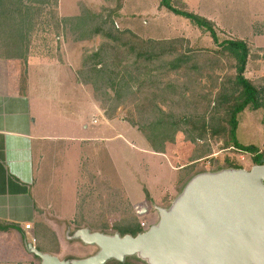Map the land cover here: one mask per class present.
<instances>
[{"label":"rangeland","instance_id":"obj_1","mask_svg":"<svg viewBox=\"0 0 264 264\" xmlns=\"http://www.w3.org/2000/svg\"><path fill=\"white\" fill-rule=\"evenodd\" d=\"M157 1L156 4L158 3ZM75 2L74 0H63L61 12L64 15L70 14L73 5L76 10L77 5ZM190 2L188 5L189 10L204 14L214 19L218 24L234 29L237 36L248 37L257 44L260 43L261 46H264V0H191ZM79 3H81L80 13L82 8H86L91 13L106 14L108 13L106 9L113 8L117 1L79 0ZM137 5L139 4L132 2L126 11H129V9L138 10L144 13L146 17L148 14L151 17L155 8L154 5L152 6V0H148L147 7H145L147 3H145L144 7H137ZM178 6L184 8V4L182 3H178ZM143 8L145 10H142ZM163 9L164 12L161 15V19H159V23L154 22L148 26L149 31H156L159 28L155 36H176L187 26L182 24V22L192 25L186 18H181V16L175 15L166 8ZM75 10L72 13H75ZM59 18H62L60 16L59 2L58 7L53 3L43 6V10L37 16L36 24L30 32L27 59L21 61L8 58L11 60L6 59L4 62L0 61V70H7L15 78L17 77L19 82H21L19 89H30V94L34 99L42 95H54L53 89L47 84L51 76L42 73L39 69H32V62L35 61L36 63V61L48 60L51 61V64H49L50 70L54 68L56 74H61L58 78L64 79L63 81L67 83L68 92L64 93H66L67 101H69V107L66 108V111L70 118L75 117L78 110L82 108L80 107L78 109L76 106L77 101L81 99L80 97H84V103H87L88 99L90 101L91 99L95 100L94 96H92L94 94V87L92 85L85 86V90H80L79 93L72 86V82L76 79V70L82 69L98 85L102 82L103 84L105 83L104 86L108 85L111 87L105 90L108 96L103 94V90H98L97 92V97L101 101L103 100V104H99L101 107L103 105L106 108L104 112H107V114H113L115 117L124 118L125 120L133 119L137 123L143 124L163 118L165 115L157 112L159 107H161L167 111V114L176 116V119H181L183 115L191 116L197 121L194 125L196 127L202 125L203 120L200 119L203 117L206 118L207 124L220 128L223 126L228 127L227 122L223 123L220 121V118L224 115V111L222 107H217V98L225 82L235 75V70L231 68L234 62L231 59L228 60L219 56L217 54L219 51L218 46L213 43L210 35L205 34L203 31L201 33L200 28L193 25L190 26L194 29L191 35L196 42L194 45L191 43V46L196 51L193 52L195 56L186 61L184 68L170 69L167 62L174 59L177 53L170 52L168 50L170 49V45H166L164 51L168 52L164 53V56L152 60L142 58L136 64L132 65L131 69L130 67L126 69L125 66L131 65L134 61L133 55L129 54L126 48L120 47L118 42L106 40L102 36H94L91 39L76 42L74 41V35L70 31V25L64 29L58 23ZM173 19L181 21L180 26L177 27ZM115 20L116 23L118 22V27L116 28L124 30V26L126 25L116 18ZM135 22L132 24H135ZM138 30L142 33H147V29L141 31L138 28ZM151 34H154V32ZM219 37L222 40L225 37H230V34L221 32L219 33ZM122 42L125 43V40H122ZM105 44L106 47H103ZM107 44L114 45L112 48H114L115 55L106 59L103 57L94 58L92 56L99 48L101 49L103 47L105 50L107 48L111 49L110 46L107 47ZM175 48L184 50L186 44L179 43ZM29 62L32 63L31 67ZM256 63L258 62L251 61L250 69L246 70V72L250 78L258 79L261 85L264 84V61L259 63L263 68V72L259 74H256L253 70V66ZM57 64H62L66 69L62 70L59 67L60 65ZM105 65H110V67ZM60 69L61 73L59 71ZM35 73L40 74H38L37 88L32 87V89L29 83L31 81V74L33 76ZM57 95L59 96V93ZM39 101V114L44 121L46 129L48 130L50 127L52 132V129L57 126V123L52 121L46 112V105L44 104L46 99L41 98ZM39 101L36 102V106L39 104ZM155 106H158L156 108L157 111L153 110ZM86 110L87 107H85V115L88 113ZM238 118V141L246 146H257L259 152L264 155V109L253 110L247 108L238 115ZM86 121L90 123V130L88 132L84 130L83 135L90 134L92 129H95L92 133L96 132L98 127L101 129V134H103L102 127H100L101 122L95 125L89 119ZM61 124L55 129L59 134H69L74 137H79L78 135L82 134L79 126L76 127V125H72L70 122L66 123L63 120ZM189 127L192 128V124L187 127L188 130ZM198 133L196 131L194 133L177 132L175 134L176 141L167 146L168 153L175 161L173 163L174 167L178 169L185 166L182 176L179 175L181 185L178 188L177 196L181 193L183 186L199 173L217 172L221 169L232 168L231 166L249 170L256 164L253 161V154L242 152L233 147H226L225 140L229 139L227 132L221 130L217 136H212L211 132H208L207 138L202 141H198L197 143L189 141L188 138ZM68 143L70 148L74 142L69 141ZM97 148V157L93 155L91 162L87 159L92 168L90 167L91 170L86 171L84 179L82 178L83 170L81 169V178L79 176V181L77 182L78 195L86 197L95 192L94 194L96 195L94 196L98 197L97 194L100 193V188L103 186L105 188L103 192L106 194L105 180H109L107 177L109 176L115 185H120L125 180L124 186L128 194H132V201L135 204L138 202L141 203L146 199L143 185L136 186L127 177V173L122 172L124 162L121 160V156L117 157L102 145ZM69 156L73 160V155L70 154ZM197 157H200V159L194 161L193 159ZM191 160L194 162H191ZM59 162H61V159ZM68 168L69 171L64 167L66 178L62 174L63 163L59 170L60 173L56 174L55 179L47 178L46 180L47 173H41L39 175L38 179L40 182L37 186L39 188V195H41V199L38 197L40 200L39 205L41 203L42 206H47L48 199L49 201L52 199L54 202L62 201L64 205L68 204L66 203L67 200H72L71 203H73L74 185L76 183V181L74 183V178L77 176V170H74L73 163ZM166 175L168 174L166 173ZM58 185H60L61 190H51ZM51 191L52 196H55L53 198ZM93 198L86 197L83 200L84 202L81 203V206H85L86 209L89 207H104L103 203L92 204L88 202ZM102 199L104 198L102 197ZM84 203L87 205H84ZM136 208L125 202L119 204L115 212L109 214L108 219L101 220L96 218L90 221H80L71 219L70 215H67V217H56L54 215V209L48 210L51 213H48V211L39 212V206L36 205L39 217H36L33 222L16 223L11 220L0 219V264H41V259L27 250L26 246L28 243H32L35 247L41 245L44 249H50L52 251L48 253L55 254L61 259L78 260L87 258L96 254L99 248L86 244L81 239H74V233L78 229L87 227V224H90L89 222L92 221L94 223L91 226L92 231H100L114 235L118 231L113 227L117 225H126L133 221L134 224L140 223V218L138 217L139 212L136 211ZM85 214L91 216L94 214L93 216L96 217L102 215L99 212H86ZM159 219L160 217L156 221L158 222ZM42 247L40 249L44 250ZM114 263L115 260H110L106 264ZM124 263L149 264L138 255L128 256Z\"/></svg>","mask_w":264,"mask_h":264},{"label":"crops","instance_id":"obj_2","mask_svg":"<svg viewBox=\"0 0 264 264\" xmlns=\"http://www.w3.org/2000/svg\"><path fill=\"white\" fill-rule=\"evenodd\" d=\"M62 1L63 0H59L60 16H75L80 13L81 3H79V0H74L76 1L75 4L77 5V9L75 10L73 5L70 14L64 15L61 12ZM182 1L189 8L188 5L191 3V0ZM132 2L139 4L137 7H144L145 3H147L145 7L148 6V0H124L123 7L119 11L117 19L126 25L124 26L125 29H130L143 38L157 40L183 36L188 38L192 45L196 44L191 35L194 31V29L190 27L193 25L192 23V25H190L189 23L182 22V24L187 25L186 28L182 29L178 35L170 37L155 36L159 28L156 31L148 30L150 24L154 22L159 23V19H161V15L164 12V7H160V0L157 1V4L156 0H152V6L154 5L155 8L151 17L150 14L146 17L144 13L138 10L129 9V11H126L127 7L132 4ZM73 10H75V13H72ZM142 10H145V8ZM198 14L209 18L204 14ZM209 19L215 22L220 31L230 34V37L247 40L255 49L264 48L260 43H258V45L248 37L237 36L234 29L218 24L212 18ZM187 21L189 20L187 19ZM133 22H135V24H132ZM173 22L177 27L181 24V21L178 19H173ZM137 27L141 29V31L147 29V33L140 32ZM261 31L259 32L261 33ZM152 32H154V34H151ZM201 33H203L202 30ZM205 34L209 35V33L206 32ZM6 59L11 60L8 58H0V61L4 62ZM15 60L24 61V59ZM50 62L51 61L48 60L36 61V63L34 61L32 62L33 64L29 62L30 67L32 64V69H39L42 73L51 76L47 84L54 91V95H42L41 97H35V99L31 96L30 89H19L21 82H19L17 77L15 78L7 70H0V219L11 220L16 223L33 222L36 217H39V212H46L50 209H54V215L56 217L59 216L60 218L70 215L71 219L75 220L78 214L79 203L77 182L79 181V176L81 178V169L83 170L82 178L84 179L86 171L91 170L89 162L92 161V156L95 155L97 157V147L102 145L117 157L121 156V160L124 162L122 172H126L128 175L127 177L130 178L136 186L143 185L144 191L147 190V193L145 192L146 199L141 203L138 202L135 204L132 201V194H128L124 186L125 180L122 181L120 185H115L112 183V179L107 176L112 187H120L124 198H126L132 206L137 207L136 211L139 212L138 217L141 222L145 221L146 225L149 226L156 223V219L159 218L158 207L168 208V205L173 203L175 197H178V188L181 185V179L179 177L182 176V168L177 169V167H174L173 163L175 161L168 151L166 153L155 152L142 133L124 118H107L96 100L91 99L90 101V99H88L87 103H84V97H80L81 99L77 101L76 106L78 109L80 107L82 108L80 110L77 109L78 112L76 116L70 118L66 111V108L69 107V101H67L66 93H64L68 92L67 83L63 81L64 79L58 78L61 74H56L54 68L50 70ZM57 65H60L59 67L62 68V70L66 69L62 64ZM250 66L251 64L248 65L247 70L250 69ZM253 68L256 74L263 72V68L258 63L256 67L253 66ZM59 71L61 73V69ZM38 74L40 73H35L33 76L31 74V81L29 83L31 88H37ZM246 76L249 77L247 72ZM75 77L76 79L72 82V86L76 88L77 93H79L80 90L84 91L87 85L78 78L77 70ZM57 93H59V96ZM41 98L46 99L44 103L46 105V112L50 119L57 123V126L62 125V120L66 121V123L70 122L72 125H76V127L79 126L82 134L78 135L79 137L70 136L69 134L62 135L59 134L58 131H55V129L58 128L57 126L52 129V132L50 127L47 130L39 114V99ZM38 101L39 104L36 106V102ZM85 107H87L86 111L88 112L86 115ZM88 119L95 125L101 122L100 127H102L103 134H101V129L98 127L96 132L92 133L95 130L92 129L90 134L83 135L84 130L87 132L90 130V123L86 121ZM69 141L74 142L70 148ZM70 154L73 155V160H71ZM60 159L61 162H59ZM87 159H89V162ZM62 163L63 177H65L66 173L64 167L69 171L68 167L73 163L74 170H77V176L74 178V183L75 181L76 183L74 185L73 203H71L72 200H67L66 203L68 204L64 205L62 201L54 202V200L50 199L49 201L48 199L47 206H42L41 203L39 205V198L41 199L39 188L37 187L40 182L38 179L39 175L41 173H47L46 180L47 178L55 179L57 176L56 174L60 173L59 170ZM166 173L168 175H166ZM51 190H61L60 185ZM53 197L55 196H52V198ZM36 205L39 206V212L36 210ZM48 213L51 212L48 211Z\"/></svg>","mask_w":264,"mask_h":264},{"label":"trees","instance_id":"obj_3","mask_svg":"<svg viewBox=\"0 0 264 264\" xmlns=\"http://www.w3.org/2000/svg\"><path fill=\"white\" fill-rule=\"evenodd\" d=\"M115 6L111 9H106L108 13L106 14H97L91 13L86 8H82L81 13L75 16H67L59 18L58 23L62 25L63 28H67L70 25V31L74 35V41L80 42L84 40L91 39L94 36H102L106 40L112 42H118L120 47L126 48L129 54H132L134 61L131 65H126L125 68L132 67L140 59L146 58L147 60L157 59L164 56V51L166 45H170V52H176L177 56L174 59L167 62L170 69H179L184 68V64L188 61L189 58H192L193 52L195 49H192L191 42L186 37H175L171 39H151L143 38L133 32L130 29L119 30L115 18L117 19L119 11L123 7L124 0H115ZM59 0H0V58H13V59H27V50L29 49L30 44V32L33 30L37 16L43 10V6L53 3L58 7ZM178 3L184 4V8L178 6ZM160 7H164L167 10L173 12L175 15L182 16L188 19L193 25L200 28L203 32L209 33L210 37L213 40V43L218 46L219 51L217 54L221 57H224L228 60L234 62V65L231 67L235 70V75L227 80L223 85L222 91L218 94L217 98V107H222L224 111L223 117L220 118V121L227 122L228 127H215L211 124H207L206 118L203 117L200 120H203L200 127H196L195 121L189 115H183L181 119H176V116L173 114H167V111L159 107L158 111L154 107L153 110L164 114L165 116L160 120L152 121L149 123H137L133 119L126 120L133 127L137 128L140 133L145 137L150 146L155 152L166 153L167 146L176 141L175 134L177 132H199L193 137L188 138L189 141L197 143L207 138V133L211 132L212 136H217L220 134L221 130L227 132L228 140H225L226 147H233L242 152H248L253 154V161L256 164H261L264 160V155L259 152V148L255 145H243L237 139V129L239 125L238 115L245 109H264V84L260 85L258 79H253L246 76V70L251 61L258 62V64L264 61V48L255 49L252 44L247 40L239 39L235 37H225L220 39L219 33L223 32L218 29L215 22L211 19L200 15L196 12L190 11L186 4L182 0H160ZM84 9V10H83ZM125 40V43L122 42ZM179 43L186 44V48L176 49V45ZM111 49H106V44L97 51L93 53L94 58L104 59L112 57L115 55L113 50L114 45L107 44V47ZM188 46V47H187ZM190 48V49H189ZM194 48V47H193ZM197 56V55H196ZM123 60V59H122ZM166 65V63H165ZM257 65V63H256ZM256 65H254L256 67ZM109 66L110 65H105ZM131 72V70H130ZM78 78L87 86H93V96L96 102L102 103L97 95L98 90H103V94L108 96L106 89H110L108 85H105L100 82L99 85L97 82H94L91 77L88 76V73L78 70ZM98 85V87H97ZM100 106V104H99ZM101 107V106H100ZM101 109H106L101 107ZM220 110V109H219ZM218 110V111H219ZM169 112V111H168ZM105 113V112H104ZM168 116H167V115ZM105 116L109 119L116 118L113 114L105 113ZM192 124V128L190 126ZM200 159L197 157L193 159L194 161ZM191 160V162H194ZM190 162V161H189ZM187 166V165H186ZM185 167V166H184ZM184 167H182V172ZM232 168H241L237 166H231ZM107 192H103L104 186L100 188V193L97 194L98 197H95L94 193L89 194L86 197H94L89 203L95 204L100 203L104 204V207H82L81 203L86 197L79 196L78 203V214L75 219L80 221H90L93 219L105 220L109 218V214L115 212L116 207L119 204L130 202L126 199H123V193L120 187H111L110 181L105 180ZM99 191V190H98ZM147 193V190H145ZM123 196V197H122ZM148 196V194H147ZM102 197L104 199H102ZM84 198V199H83ZM100 198V199H99ZM106 198V199H105ZM84 205H87L84 203ZM85 208V209H84ZM86 212H99L102 215L91 216L85 214ZM108 215V216H107ZM134 220L135 218L132 217ZM87 227H90L92 230V225L94 223L89 222ZM17 226V225H14ZM118 231L122 236L125 234L137 235L142 232L141 221L140 223H127L126 225H117L113 227ZM45 229V228H44ZM101 230V229H100ZM103 231V230H101ZM42 246L37 247L40 251L48 253L52 251L50 249H40ZM36 256V255H35ZM114 264H126L120 261L115 260ZM128 264V263H127Z\"/></svg>","mask_w":264,"mask_h":264},{"label":"water","instance_id":"obj_4","mask_svg":"<svg viewBox=\"0 0 264 264\" xmlns=\"http://www.w3.org/2000/svg\"><path fill=\"white\" fill-rule=\"evenodd\" d=\"M159 221L137 235L84 227L73 238L99 251L78 260L27 250L41 264H106L138 255L149 264H264V160L251 169L227 168L192 177Z\"/></svg>","mask_w":264,"mask_h":264},{"label":"built area","instance_id":"obj_5","mask_svg":"<svg viewBox=\"0 0 264 264\" xmlns=\"http://www.w3.org/2000/svg\"><path fill=\"white\" fill-rule=\"evenodd\" d=\"M141 226L144 230H146L148 228V225H146L145 222H141Z\"/></svg>","mask_w":264,"mask_h":264}]
</instances>
